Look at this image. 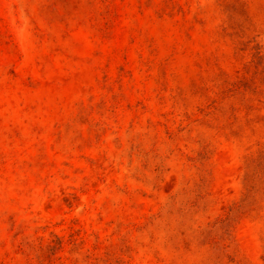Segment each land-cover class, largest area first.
<instances>
[{
    "label": "rangeland",
    "instance_id": "rangeland-1",
    "mask_svg": "<svg viewBox=\"0 0 264 264\" xmlns=\"http://www.w3.org/2000/svg\"><path fill=\"white\" fill-rule=\"evenodd\" d=\"M0 264H264V0H0Z\"/></svg>",
    "mask_w": 264,
    "mask_h": 264
}]
</instances>
